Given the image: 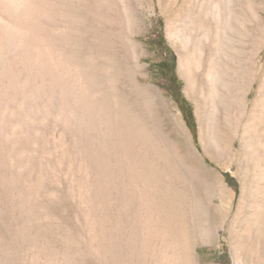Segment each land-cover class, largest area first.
I'll use <instances>...</instances> for the list:
<instances>
[{
	"label": "bare ground",
	"instance_id": "6f19581e",
	"mask_svg": "<svg viewBox=\"0 0 264 264\" xmlns=\"http://www.w3.org/2000/svg\"><path fill=\"white\" fill-rule=\"evenodd\" d=\"M162 1H170L172 7L180 2ZM142 4V0H0V200L26 188L25 200L18 208H33L41 177L51 171L47 158L54 153L68 161L71 173L77 171L91 182V188H100L101 183L110 188L120 177L124 185L144 193L146 214L159 220L157 197L153 198L155 183L145 176L147 164L154 165L145 156L151 144L146 149L141 146L138 136L144 126L138 127L136 118L128 123L120 114V110L129 112L131 104L123 88L135 96L139 115L152 128L159 108L166 111L159 89L142 82L147 76L142 63L146 51L138 39L145 23ZM180 10L167 30L178 49L187 94H200L202 146L214 158L212 154L232 152L239 138L245 151L243 160L254 164L263 181L255 189L244 182L234 219L243 223L234 233V250L248 255L244 262L237 253L235 264H262L264 261L255 259L257 250L253 252L250 241L255 229L259 233L254 235L264 239V158L259 154L264 150V77L251 118L246 123L243 119L250 108L249 95L264 49V14L255 0H184ZM200 83L205 86L201 88ZM219 121L227 124L230 141L220 133V125L217 128ZM161 144L171 152L167 143ZM194 153L201 154L197 145ZM176 163L185 175L181 182L192 185L191 204L198 217L205 205L195 187V175L181 162ZM203 166L208 169L204 160ZM28 174L35 175L37 182L27 183ZM207 185L223 198L235 197L224 179L213 172ZM181 193L178 189L174 193L173 209L178 217L186 202ZM25 232L23 227L22 235ZM179 248L186 251L187 243Z\"/></svg>",
	"mask_w": 264,
	"mask_h": 264
},
{
	"label": "rangeland",
	"instance_id": "374dc122",
	"mask_svg": "<svg viewBox=\"0 0 264 264\" xmlns=\"http://www.w3.org/2000/svg\"><path fill=\"white\" fill-rule=\"evenodd\" d=\"M142 1L141 10L143 15L145 14L143 16L145 23L138 39L146 51L142 63L145 64L147 71V76L142 78V82L151 83L159 89L166 102L167 112L159 108L152 128L151 123L146 124L139 115L141 108L136 105L135 96L121 84L120 87L131 104L129 112L120 110V114H124L128 123L134 122L136 118L139 123L135 124H138V127L144 126V129L141 128V136H138V143L141 146L146 149L151 144L150 150L147 148L150 154L146 150L145 156L149 162L154 161V165L147 164L145 176L155 183L153 198L157 197L155 202L160 203L159 205L155 203V206H158L156 210L159 209L157 210L159 213L156 211L159 220L148 217L144 193H142L144 196L136 193L134 187L128 183L124 185L120 177L115 179L113 183L115 186L112 184L110 188L107 187L109 192L103 183L99 185L100 188L97 186L91 188V182L88 180L86 182L81 173L76 171L73 174L69 171L66 159H58L51 153L47 158L51 171L48 169L41 177L40 191L34 198L32 211L18 208L21 201L25 200L26 188L21 189L20 193L13 191L5 198L6 200H0L2 211H0V264H235L237 255H240V260L244 262L248 260L247 252L240 253L241 251L234 250L237 244L234 233L240 231L243 225L241 220L234 219L238 212L244 182L246 184L248 182L247 186L255 189L260 183L262 185L263 181L259 179L254 164L250 160L248 163L243 160L245 151L239 138L235 139L232 152L221 156L212 154L214 158L207 154L202 146L200 137L202 124L198 114L200 94L195 97L187 94V80L179 68L178 49L171 41L167 30L171 19L181 14L180 9L184 0H180L174 7L170 1ZM255 3L264 14V0H255ZM258 36L256 31L255 37ZM260 60L261 63L256 68V80L249 95L250 108L243 123L249 122L251 118L253 102L264 77V49ZM124 81L122 79V82ZM203 86L205 85L200 83V87ZM111 99L107 98L109 101ZM219 123L217 128L220 125V133L224 135L226 141H230L231 132L227 124L223 121ZM152 138L156 140V145L153 144ZM163 141L167 143L172 153L164 149L161 144ZM194 145L201 150L200 156L194 153ZM263 152L264 150L259 154H263L261 157L264 158ZM203 160L208 167L207 170L203 166ZM178 161L185 165L186 169L192 170L190 172L195 175L198 195L204 200V213L198 217H195L196 213L191 204L192 185L188 181L187 184L181 182L185 175L177 168ZM212 172L224 179L235 195L233 200L211 191L207 182ZM33 174L27 175V183L37 182ZM176 189L182 192L186 199L180 218L175 216L173 209ZM21 197L24 198L20 200ZM259 199H255L257 204H261ZM27 218H30V221ZM237 221L241 222L240 225ZM22 226L27 232L23 235ZM201 228L204 230L201 231ZM11 230L14 232H10ZM255 232L258 234L259 230H253L250 244L254 246L253 252L257 250L253 253L256 255L255 259L258 258L257 260L261 262L264 261V239L260 234L254 235ZM185 237L189 239L186 240ZM184 242L187 243L186 251L179 248Z\"/></svg>",
	"mask_w": 264,
	"mask_h": 264
},
{
	"label": "trees",
	"instance_id": "16d2710c",
	"mask_svg": "<svg viewBox=\"0 0 264 264\" xmlns=\"http://www.w3.org/2000/svg\"><path fill=\"white\" fill-rule=\"evenodd\" d=\"M173 65H174V63H173ZM177 81V80H176ZM190 113L192 114V109H190Z\"/></svg>",
	"mask_w": 264,
	"mask_h": 264
}]
</instances>
